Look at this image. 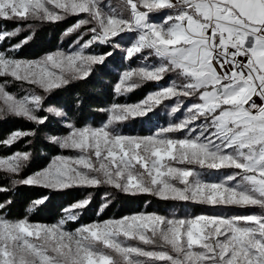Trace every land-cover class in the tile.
Segmentation results:
<instances>
[{
    "label": "snow or ice",
    "instance_id": "6c2138e0",
    "mask_svg": "<svg viewBox=\"0 0 264 264\" xmlns=\"http://www.w3.org/2000/svg\"><path fill=\"white\" fill-rule=\"evenodd\" d=\"M70 16L76 22L62 36L77 35L67 49L18 58L38 26ZM0 20L18 25L0 31V43L9 42L0 50V120L38 128L51 114L67 129L46 137L61 152L29 175L22 174L31 151L0 155V173L12 187L111 189L98 216L117 193L259 210L230 217L141 211L70 228L90 205V191L52 224L27 215L9 219V199L0 202V264H264V0H121L120 10L104 0H0ZM100 46L108 50L95 51ZM117 50L126 67L113 91L120 97L155 84L142 100L101 109L106 119L99 126L45 106L48 96L87 81ZM14 83L23 95L8 90ZM162 105L166 125L148 135L121 130L132 120H151ZM36 134L13 130L0 147ZM10 190L0 185V192ZM48 199L33 200L28 212Z\"/></svg>",
    "mask_w": 264,
    "mask_h": 264
},
{
    "label": "trees",
    "instance_id": "16d2710c",
    "mask_svg": "<svg viewBox=\"0 0 264 264\" xmlns=\"http://www.w3.org/2000/svg\"><path fill=\"white\" fill-rule=\"evenodd\" d=\"M77 17L70 16L64 21L57 24H45L37 27L34 38L24 45L16 55L18 58L32 60L42 56L46 52L54 51L57 48H65L72 44L74 37H63L62 33L66 28L76 22ZM18 25L14 22L0 20V31L13 30ZM28 35V31H22L17 37L13 38L10 43L15 44ZM9 42L0 43V50L8 47ZM99 52L107 51L103 46L99 47ZM124 69L123 59L118 53L114 52L104 66L97 67L94 74L84 82H76L69 87L56 91L48 96L45 106H54L63 109L72 120L79 124H92L98 126L105 121L106 114L101 111L109 107L112 103H136L142 100L146 94L153 90L156 85L148 83L143 87L127 94L126 96H116L113 86L116 83L120 72ZM10 92L22 94V88L19 84H12ZM46 113H40L45 115ZM158 117V115H157ZM160 118V116L158 117ZM147 119H136L128 122L124 127L125 132L147 135L150 130L147 126ZM36 129V136L23 139L13 145L11 148L0 147V155H8L14 151H31L32 159L22 175H29L47 166L51 158L60 154L61 150L50 144L46 137L50 135L64 134L67 129L62 126L61 119L49 114V120L45 125L38 128L23 119L7 118L0 120V139L4 138L11 131L16 129ZM27 139L32 143L28 144ZM0 185H8L11 190L0 192V202L11 200L12 203L7 208L9 219L23 218L29 216L33 222L44 224L56 223L62 216V209L69 203L81 199L91 192V203L83 211L77 223H71L75 228L82 223H90L97 219L119 218L132 213L147 211L158 212L168 216L175 212L181 216L198 215L210 212L209 207L194 205L182 202H164L151 196L141 195L130 197L122 194H115L112 197L111 204L103 210L98 216L103 201L105 191L111 189L99 188L92 190H66L61 193H50L46 189L33 186L19 185L12 187L7 178L0 173ZM48 195V201L29 213L30 203L40 196Z\"/></svg>",
    "mask_w": 264,
    "mask_h": 264
},
{
    "label": "rangeland",
    "instance_id": "374dc122",
    "mask_svg": "<svg viewBox=\"0 0 264 264\" xmlns=\"http://www.w3.org/2000/svg\"><path fill=\"white\" fill-rule=\"evenodd\" d=\"M104 2L105 3H109L110 2L111 5H112V7H115V8H117V10H120L121 0H104ZM154 19H158V17H154ZM76 35L77 34H73V35H71V37H74L76 39ZM85 38H87V37H85ZM125 43H127V42H125ZM68 47L69 46L65 47L64 49H67ZM98 49H99V47L96 48L95 51L99 52ZM115 52L119 54V56L121 57V59H123V64H124V68H125L126 67V64H125V61H124V53L122 51H119V50H117ZM137 63H138V61H135L134 60L132 62V66L135 67ZM166 82H167V80L164 81V82H162V83H166ZM23 94L24 93H22L20 95H23ZM165 103L166 104H169L171 102H165ZM128 104H134V103H128ZM167 112H168V109L165 106L162 105L156 111V113L154 115H152L151 120H147V123H148L147 126L149 127V130H150V132L148 134H150L151 132L155 131V129L157 127L164 126V125H166L169 122V119L170 118L167 115ZM157 115H158V117L160 116V118H158ZM127 125H128V123L126 125H124L122 127V129H121L125 134L140 135V134H137V133L125 132L124 127H126ZM208 179H217V177L216 176H210V177H208ZM209 209H210V212L205 213V214L217 215V216H223V217H230V216H234V215H247V214H251L253 212H258L259 211L258 209H238V208L229 207V206L209 207ZM173 213H175V212L170 213L168 216L172 215ZM176 215L177 216H181V215H178V214H176ZM181 217H183V216H181ZM69 227L70 228H73L71 224H69Z\"/></svg>",
    "mask_w": 264,
    "mask_h": 264
},
{
    "label": "built area",
    "instance_id": "2783aa9c",
    "mask_svg": "<svg viewBox=\"0 0 264 264\" xmlns=\"http://www.w3.org/2000/svg\"><path fill=\"white\" fill-rule=\"evenodd\" d=\"M257 102H259V101H257Z\"/></svg>",
    "mask_w": 264,
    "mask_h": 264
}]
</instances>
